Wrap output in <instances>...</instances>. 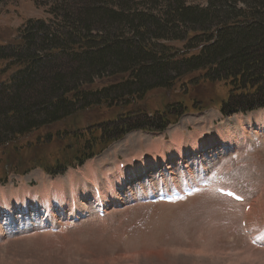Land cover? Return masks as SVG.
I'll list each match as a JSON object with an SVG mask.
<instances>
[{
  "label": "trees",
  "instance_id": "1",
  "mask_svg": "<svg viewBox=\"0 0 264 264\" xmlns=\"http://www.w3.org/2000/svg\"><path fill=\"white\" fill-rule=\"evenodd\" d=\"M36 3L48 7L49 21H28L8 42L0 37V181L36 167L62 174L131 131L165 132L202 109L193 98L149 116V95L206 89L224 115L264 108V0ZM217 86L224 97L213 95ZM92 110L99 125L69 126Z\"/></svg>",
  "mask_w": 264,
  "mask_h": 264
},
{
  "label": "rangeland",
  "instance_id": "2",
  "mask_svg": "<svg viewBox=\"0 0 264 264\" xmlns=\"http://www.w3.org/2000/svg\"><path fill=\"white\" fill-rule=\"evenodd\" d=\"M185 2L201 7L208 4V0ZM158 5L162 6V2ZM48 11L47 6L37 5L36 0H0L2 42L15 38L18 30L30 20L49 21ZM210 90L215 97L226 94L221 86ZM208 94L211 93L206 89L189 90L185 94L175 88L149 95L146 101L149 116L164 111L167 104L178 100L190 107L189 99L193 98L199 100L197 104L202 109H190L165 132L131 131L94 159L83 164L73 162L63 175L51 177L36 168L23 176L11 173L0 181V206L12 205L19 210L14 212L10 224L0 221V264H264V108L245 113L233 110L224 115L219 104H215L216 99ZM102 121V115L92 110L75 116L69 126L75 122L74 125L83 124L88 128ZM199 135L198 147L210 143L206 151L202 150L201 160L196 161L193 154L187 155L185 150L182 155L175 152V156H171L179 142L183 143L180 150L189 149L191 138ZM207 137L216 142L211 143ZM219 137L222 146L217 144ZM198 147L189 150L193 153ZM157 151H161L160 156L155 154ZM136 160L138 162L134 163ZM153 160L158 165L163 163L164 168L157 171L150 168ZM5 161L0 159V178L7 172V165L3 168ZM16 161L12 159L8 165ZM132 165L135 169L153 170L152 180L149 176L128 180V175L117 179L118 173L130 170ZM26 166L35 164L30 162ZM187 167H191L190 173L185 170ZM160 179L169 191L176 189L183 193L187 185L193 192L183 193L171 201L141 202L147 196L145 191L149 184L146 181L151 180L157 186ZM216 183L238 190L249 203L245 202L243 207L219 197L213 189L214 185L218 186ZM122 184L128 188H123ZM83 187L87 188L85 197H89L92 187H100L105 201L116 197L120 201L112 202V206L106 203L108 213L105 218H98L92 207L93 197L89 200L79 194ZM72 197L83 203L80 212L83 214L85 210L87 218L82 215L84 219L68 225L64 217L69 209L60 215L58 206L47 214L48 218L17 223V216L26 203L44 205V209L47 205L55 208L57 202L69 205ZM248 205H252L251 210L243 211ZM7 209L13 211L11 207ZM44 209H40L39 215L44 214ZM244 221L250 225L249 232L257 236L258 244H253L242 228ZM42 225L49 229H42ZM52 226L63 230L53 232Z\"/></svg>",
  "mask_w": 264,
  "mask_h": 264
},
{
  "label": "bare ground",
  "instance_id": "3",
  "mask_svg": "<svg viewBox=\"0 0 264 264\" xmlns=\"http://www.w3.org/2000/svg\"><path fill=\"white\" fill-rule=\"evenodd\" d=\"M211 136H213V135H211ZM199 137H200V135L199 136H197V138L196 139H194V137H192L191 138V143H190V146H189V149H194L195 147H198V140H199ZM220 137H222V135L220 136ZM217 138L216 140H217V144H223L222 143V140H221V138ZM207 139L208 140H210V142L212 141V142H216L215 140H213V139H211V137L209 138V137H207ZM206 140V139H205ZM211 142V143H212ZM180 143H181V145H180ZM183 143L182 142H179L178 143V145H176L175 147H176V149L175 150H173V151H171L172 152V157H173V155L175 156V152L177 153V155H182V152L185 150L186 152H187V155H191V154H193L194 156L193 157H198L200 154H202L203 153V151L202 150H204V151H206L207 150V146L208 145H210V143H205L204 144V146L203 147H198L193 153L189 150V149H183V150H180L181 149V146H183L182 145ZM175 145V144H174ZM172 146V145H171ZM209 147V146H208ZM162 152L164 153L165 152V150H162ZM170 152V151H169ZM155 154H159V156H160V154H161V151H157V152H155ZM150 159H152L153 158V155H151L150 157H149ZM176 158H178V157H176ZM176 158H174V162H175V160H176ZM171 159V158H170ZM181 159H182V157H181ZM147 161H148V159H147ZM148 163V162H147ZM144 164V163H143ZM152 166H150V168H153V169H158V168H160L159 167V165L157 164V162H155L154 160H153V162H152ZM151 165V164H150ZM145 166H147V165H145ZM171 166V165H170ZM138 167V166H137ZM169 167V163H167L166 164V168H168ZM131 169L130 170H126V171H124V172H122V173H118V175H117V179H119V178H121V177H124V176H127L128 175V180H135L136 181V179H138V178H141V177H144V176H146V177H150V178H152V176L150 175V174H152L153 173V170H150L148 167H143V168H140V169H135V165H132L131 167H130ZM150 170V171H149ZM130 172L131 174L129 175V174H126L127 172ZM110 175V174H109ZM154 175L156 176V174L154 173ZM110 177V176H109ZM98 179V178H97ZM96 179V180H97ZM93 180V179H92ZM99 181V180H98ZM97 181V183H99ZM116 182V181H115ZM118 182V181H117ZM131 182V181H130ZM81 185V184H80ZM99 185V184H98ZM93 186V185H92ZM78 187V186H77ZM84 188V187H83ZM87 188L85 187L84 189H83V191H81L79 194L81 195V197L83 196H85V194H84V192H85V190H86ZM90 189V188H89ZM229 189V188H228ZM73 190V189H72ZM74 190H76V189H74ZM50 191H51V189H50ZM56 191V190H55ZM64 191H65V189H64ZM238 191V190H237ZM61 192V191H60ZM48 193H50V192H48ZM64 193V192H63ZM104 193H105V191H104ZM52 194V193H51ZM66 194V193H65ZM37 197V196H36ZM52 197V196H51ZM50 197V199H52ZM73 198V197H72ZM79 198V197H78ZM87 199H89V197H86ZM58 199V198H57ZM106 199H108V196L106 195ZM259 199H260V197H259ZM62 200V199H61ZM64 200V199H63ZM76 200V199H75ZM110 200H112V201H110ZM26 201V200H25ZM58 201V200H57ZM114 201H116V202H119L120 200H119V198L118 197H116L115 199H108V200H106V203H107V206H112V205H110L112 202H114ZM66 203V202H65ZM233 204V203H232ZM118 205V204H117ZM236 205V204H235ZM26 208L31 212V211H36V210H38V208L33 204V203H27L26 205ZM113 206H115L116 207V203L113 205ZM255 206V205H254ZM53 207H56V206H53ZM64 207L66 208V204H64ZM33 209V210H32ZM44 209V208H43ZM46 209V208H45ZM253 209V208H252ZM41 210H42V208H41ZM254 211V210H253ZM30 212H29V214H30ZM11 214H10V216H12L13 215V212H10ZM42 212H40L39 214H41ZM63 212H61V214H62ZM254 213V212H253ZM109 215V214H108ZM250 215H251V213H250ZM9 216V215H8ZM108 217V216H107ZM248 216H246V218H247ZM83 218V217H82ZM250 218V217H249ZM22 219H27L25 216H23V218ZM28 222V221H27ZM250 225H248V227H249ZM258 233V232H257ZM252 234V233H251ZM262 234H263V232H262ZM252 235H254V233L252 234ZM255 237V236H254ZM259 237V236H258ZM260 238V237H259ZM255 239H257V236H256V238ZM258 241V240H257Z\"/></svg>",
  "mask_w": 264,
  "mask_h": 264
}]
</instances>
